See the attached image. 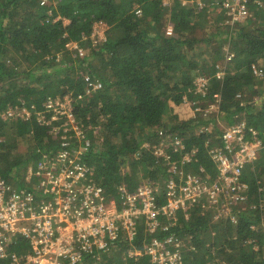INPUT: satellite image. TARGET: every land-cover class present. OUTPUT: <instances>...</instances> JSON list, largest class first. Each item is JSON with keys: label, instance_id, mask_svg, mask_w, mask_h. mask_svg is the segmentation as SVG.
Instances as JSON below:
<instances>
[{"label": "trees", "instance_id": "1", "mask_svg": "<svg viewBox=\"0 0 264 264\" xmlns=\"http://www.w3.org/2000/svg\"><path fill=\"white\" fill-rule=\"evenodd\" d=\"M198 1L0 0V175L17 183L25 168L36 170L43 155L54 158L57 141L53 127L34 116L5 119L4 110L20 104L40 109L47 98L64 95L74 99L80 127L92 142L83 159L92 167V180L118 199L123 189L166 179L162 161L152 153L160 130L178 134L185 150H194L190 170L202 168L216 177L208 145L219 144L221 128L215 121L212 132L196 135L195 127L208 119L192 113L195 104H213L215 93L224 124L244 119L264 140V0L249 1L250 24L244 26L226 24L225 13L211 0L203 6ZM98 21L109 27L104 42L93 44L90 33ZM168 22L171 36L164 32ZM69 41L91 53L79 57L65 46ZM202 43L211 49L203 50ZM226 51L233 54L227 62ZM220 67L224 73L217 78ZM198 76L208 80L205 96L194 91ZM89 80H100L102 87L86 94ZM21 142L26 154L11 156ZM126 163L129 168L121 171ZM242 178L250 204L239 208L236 223L213 220L195 204L187 218L180 213L178 224L155 236L184 239V264H264V210L258 201H264V189H258L264 185V149ZM151 237L140 222L133 245L141 247ZM128 246L120 234L114 253L103 254L99 264H122L119 254Z\"/></svg>", "mask_w": 264, "mask_h": 264}, {"label": "built area", "instance_id": "2", "mask_svg": "<svg viewBox=\"0 0 264 264\" xmlns=\"http://www.w3.org/2000/svg\"><path fill=\"white\" fill-rule=\"evenodd\" d=\"M249 1L211 0V4L217 11L223 10L226 24L233 25L250 17ZM254 1L260 4V0ZM205 3L206 0L198 1L200 6ZM136 14L141 15V9L137 8ZM61 19L64 23L67 20ZM108 27L104 21L95 22L91 42H104ZM164 32L167 36L173 34L171 23ZM65 46L75 50L79 57L86 55L76 41ZM223 48L227 50V45ZM232 56L226 51L225 61ZM253 72L262 76L260 69L253 67ZM223 73L224 68L220 67L216 77L221 78ZM101 87L100 80H89L85 93ZM208 88V80L198 76L194 91L205 96ZM219 96L215 93V102L205 108L195 104L192 109L193 117L200 112L208 119V123L195 127L196 135L212 132L215 121L221 128L219 144L208 145L216 177L209 178L202 168L198 173L190 170L194 150L186 151L178 134L160 130L152 153L162 161L166 179L158 183L144 181L132 191L123 189L120 199L92 180V167L83 160L92 142L80 127L71 96L47 98L40 109L34 105L27 109L23 104L5 109V119L21 116L27 120L34 116L42 125L53 127L57 141L54 158L43 155L34 171V186H16L0 175V260H5V264H99L103 254L114 253L119 235L125 234L129 246L119 254L122 264H184L185 240L174 233L162 238L155 234L178 224L180 213L187 218L188 210L195 204L210 211L213 220L229 219L236 223L239 208L250 204L249 184L242 178L244 170L264 149L258 130L244 119L224 124ZM263 187L258 189L262 191ZM159 195L164 197L159 200ZM258 201L264 210V201ZM140 222L152 237L136 247L133 241ZM16 245L18 249L14 250Z\"/></svg>", "mask_w": 264, "mask_h": 264}, {"label": "rangeland", "instance_id": "3", "mask_svg": "<svg viewBox=\"0 0 264 264\" xmlns=\"http://www.w3.org/2000/svg\"><path fill=\"white\" fill-rule=\"evenodd\" d=\"M260 3H261V1H260ZM249 18H251V16L249 17ZM249 18L246 20V21H243L242 22V25L244 26V25H246V24H250L249 23ZM65 23H68V20H66L65 21ZM169 23V22H168ZM167 23V24H168ZM253 23V22H252ZM166 24V25H167ZM200 45H202V49L204 50L205 48H208V49H211L210 48V46H212V45H209V46H204V44L202 43V44H200ZM84 49H85V47L84 46H82ZM85 52L86 53H91L90 52V50H88V49H85ZM256 97V95H254L253 96V98H255ZM4 113V112H3ZM3 113L1 114V116L3 117ZM22 145V146H21ZM12 146V144H10V146H6V147H8L9 148V150H10V147ZM13 147V146H12ZM7 149V148H6ZM8 150V149H7ZM26 151V145L23 143V142H21L18 146H17V148L16 149H14V150H12V152H11V156H17V154H20L21 152V154H26V153H23V152H25ZM35 163H33L32 164V167L33 168H35ZM29 168V169H28ZM28 168H25V171H23V173L22 174H20L19 175V178H18V180H17V183H15V185L16 186H34L35 185V183H36V178H35V175H34V173L35 172H33L31 169H30V167H28ZM127 168H129V163H126V164H124L122 167H121V171H125ZM11 181V180H10ZM19 181V182H18ZM145 181H147V180H145ZM12 183H14L13 181H11ZM21 182V183H20ZM144 182V181H143ZM142 182V183H143ZM212 234V233H211ZM213 235V234H212ZM214 236V235H213Z\"/></svg>", "mask_w": 264, "mask_h": 264}, {"label": "crops", "instance_id": "4", "mask_svg": "<svg viewBox=\"0 0 264 264\" xmlns=\"http://www.w3.org/2000/svg\"><path fill=\"white\" fill-rule=\"evenodd\" d=\"M163 3L167 5L168 3H170V0H163Z\"/></svg>", "mask_w": 264, "mask_h": 264}]
</instances>
